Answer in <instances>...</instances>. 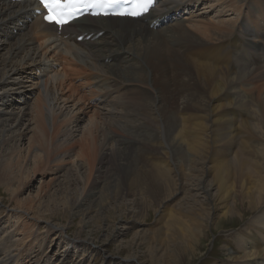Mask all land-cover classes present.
<instances>
[{
    "label": "bare ground",
    "instance_id": "bare-ground-1",
    "mask_svg": "<svg viewBox=\"0 0 264 264\" xmlns=\"http://www.w3.org/2000/svg\"><path fill=\"white\" fill-rule=\"evenodd\" d=\"M260 5L254 0H160L141 19H84L59 32L43 21V9L34 1L0 0V52L7 49L0 55V100L8 89L17 93L15 87L24 86L20 77L13 78L15 73L28 78L32 95L39 91L32 104L18 111L0 105V150L16 144L20 149L32 133L29 127L20 130L26 117L35 128L48 132V126L53 129L57 119H63L71 129L67 126L58 142L66 147L82 131L80 111L91 108L84 101L97 98V105L111 107L107 113L121 131L119 137L102 136L100 165L117 157L119 198L130 187L160 197L159 236L155 235L161 236L171 257L183 259L178 255L181 245L194 255L207 240L206 211L211 207L227 222L241 226L235 249L224 250L227 260L264 264V5ZM199 6L203 8L196 13ZM208 15L210 21L205 20ZM30 19L35 20L31 32L21 34ZM34 70L43 77L33 78ZM82 72L97 73L99 79L86 83ZM78 80L80 85L75 84ZM83 87L87 90L82 93ZM69 103L77 112L68 110ZM98 113L83 130L90 156L96 153L101 132L95 123ZM65 161L61 157L60 162ZM78 162H73L77 171ZM100 179L97 175L92 184L100 186ZM178 181L187 196L179 206ZM93 191L85 189L78 209L101 194ZM237 200L253 210L247 223L236 211ZM7 245L0 264H20L18 255L9 253L19 244Z\"/></svg>",
    "mask_w": 264,
    "mask_h": 264
},
{
    "label": "rangeland",
    "instance_id": "rangeland-1",
    "mask_svg": "<svg viewBox=\"0 0 264 264\" xmlns=\"http://www.w3.org/2000/svg\"><path fill=\"white\" fill-rule=\"evenodd\" d=\"M254 1L261 4L260 6L264 5V0ZM202 8L203 6H199L196 13ZM30 20L26 23L27 28L21 29V34L31 32L35 20ZM205 20L210 21L211 16H205ZM6 52L5 48L0 55ZM249 52L252 54V51ZM257 67L256 64L255 68ZM82 73L86 83L94 84L99 79L97 73ZM32 76L43 77L41 74L38 75L36 70ZM17 77H20L18 82H24V86L20 89L18 86L15 87L17 92H14L15 94L10 93L8 89L3 101L0 100V105L8 108L10 112L32 104L39 93L36 91L32 95L33 88L30 87L28 78L24 79L19 73L13 74V78ZM79 83L80 80L75 84L80 85ZM86 90L83 87L80 91L83 93ZM78 99L79 97L75 101ZM86 99L84 103L87 102V106L91 108L88 110L83 108L84 111L79 113V116H82L79 122L82 133L76 132L75 138L68 140V145L62 147L63 149L58 141L66 132L67 126L70 131L69 124L58 118L53 129L48 126V132L47 128L46 131L41 127L35 128V125L30 123L31 118L26 117L20 130L23 132L29 127L32 133L26 137L20 149L18 150L16 144L0 150V164L3 161L0 166L2 168L4 166L3 169L0 167V256L9 251L7 242L14 241L19 244V249L9 253L13 256L18 255L17 260L20 264H176V261L178 264H232L227 260L224 250L230 247L235 249L236 233L241 226L239 223L227 222L220 212L211 207L206 211L210 220L206 231L207 240L197 248L194 255L185 245H181L177 246L181 248L178 255L183 259L170 256L171 252L168 253L161 244V236L157 239L159 232L156 223L157 211L161 204L160 197L140 187L139 189L130 187L126 195L120 198L117 196L115 191L120 190V186L117 177L119 172L115 165L119 164V161L113 155L109 161L100 165L99 147L103 135L119 137L121 131L107 113L111 108L108 104L97 105L95 101L98 99L92 100L90 96ZM72 103L68 104L70 108L68 110L77 112V107L73 109ZM95 111L99 112L95 117L96 128L101 132L96 153L90 156L85 149L84 139L87 138L83 136V130L88 126ZM30 140L32 149L29 150ZM112 144L110 148L115 149V145ZM13 151L16 152L12 153ZM10 153L13 154L12 157ZM182 155L181 168L185 171L186 159ZM63 156L66 159L64 163L60 162ZM73 162L81 165L78 171ZM132 165L135 163L131 164L133 168ZM97 175L98 177L101 175L100 186L92 184ZM5 178L7 181L3 180ZM178 183L180 184L175 204L179 206L183 200L186 202L187 196L184 195L185 192L181 193V182ZM85 189L101 192L102 195L96 194L93 202L88 201L86 207L78 209ZM236 205L240 210L236 211L246 216L244 223H247L253 217V210L240 205L238 200ZM19 209L22 212L18 211Z\"/></svg>",
    "mask_w": 264,
    "mask_h": 264
},
{
    "label": "snow or ice",
    "instance_id": "snow-or-ice-1",
    "mask_svg": "<svg viewBox=\"0 0 264 264\" xmlns=\"http://www.w3.org/2000/svg\"><path fill=\"white\" fill-rule=\"evenodd\" d=\"M120 2L121 0H39V3L47 11V15L44 16L45 21L58 26L69 23L74 13L78 11L80 4L91 3L93 6L107 5L111 7ZM131 2L134 5L131 15L146 13L154 4V0H131Z\"/></svg>",
    "mask_w": 264,
    "mask_h": 264
}]
</instances>
